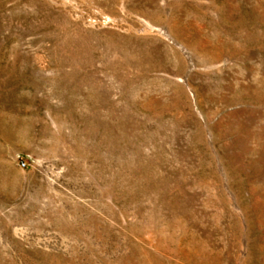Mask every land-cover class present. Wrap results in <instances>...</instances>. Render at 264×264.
I'll use <instances>...</instances> for the list:
<instances>
[{"label": "rangeland", "instance_id": "374dc122", "mask_svg": "<svg viewBox=\"0 0 264 264\" xmlns=\"http://www.w3.org/2000/svg\"><path fill=\"white\" fill-rule=\"evenodd\" d=\"M0 264H264V0H0Z\"/></svg>", "mask_w": 264, "mask_h": 264}, {"label": "built area", "instance_id": "2783aa9c", "mask_svg": "<svg viewBox=\"0 0 264 264\" xmlns=\"http://www.w3.org/2000/svg\"><path fill=\"white\" fill-rule=\"evenodd\" d=\"M24 166H25V164L22 162V163H21V167H24Z\"/></svg>", "mask_w": 264, "mask_h": 264}]
</instances>
